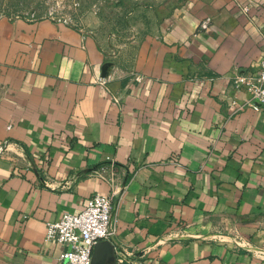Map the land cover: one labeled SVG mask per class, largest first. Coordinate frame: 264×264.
<instances>
[{"label":"crops","instance_id":"obj_1","mask_svg":"<svg viewBox=\"0 0 264 264\" xmlns=\"http://www.w3.org/2000/svg\"><path fill=\"white\" fill-rule=\"evenodd\" d=\"M150 8L123 56L0 16V264H54L45 222L94 192L114 202L95 264H264V104L230 83L258 68L264 0Z\"/></svg>","mask_w":264,"mask_h":264},{"label":"rangeland","instance_id":"obj_2","mask_svg":"<svg viewBox=\"0 0 264 264\" xmlns=\"http://www.w3.org/2000/svg\"><path fill=\"white\" fill-rule=\"evenodd\" d=\"M178 0H0V16H45L87 31L107 52L128 53L148 21L151 6Z\"/></svg>","mask_w":264,"mask_h":264},{"label":"built area","instance_id":"obj_3","mask_svg":"<svg viewBox=\"0 0 264 264\" xmlns=\"http://www.w3.org/2000/svg\"><path fill=\"white\" fill-rule=\"evenodd\" d=\"M136 79L139 77L136 76ZM98 81L102 82L103 78H98ZM230 83L233 88L246 94L249 104H264V46L257 70H235L230 76ZM94 170L100 177L105 178L106 166L98 165ZM110 173L112 172H109L108 180L111 179ZM113 206L114 202L108 194L94 192L86 198L78 211H62L57 218L47 220L44 239L62 246L54 264H90L94 243L111 236L114 223Z\"/></svg>","mask_w":264,"mask_h":264},{"label":"water","instance_id":"obj_4","mask_svg":"<svg viewBox=\"0 0 264 264\" xmlns=\"http://www.w3.org/2000/svg\"><path fill=\"white\" fill-rule=\"evenodd\" d=\"M112 250V245L107 239L96 241L92 247L90 264L100 262L102 257L109 256Z\"/></svg>","mask_w":264,"mask_h":264}]
</instances>
